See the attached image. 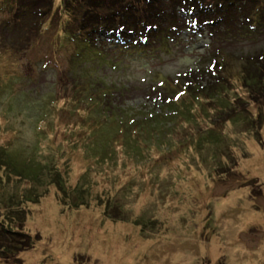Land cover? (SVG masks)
Here are the masks:
<instances>
[{
    "label": "rangeland",
    "instance_id": "obj_1",
    "mask_svg": "<svg viewBox=\"0 0 264 264\" xmlns=\"http://www.w3.org/2000/svg\"><path fill=\"white\" fill-rule=\"evenodd\" d=\"M181 11L188 30L178 37L177 46L173 43L171 52L152 50L142 56L131 48L132 61L125 44L119 43L123 35L94 38L110 58L124 60L122 69L105 66L100 75L109 82L120 78L142 87L131 89L127 105L157 106L159 94L144 90L149 70L176 75L203 61L205 66L215 52L209 31L198 29L193 15ZM4 37L8 45L4 50L0 47V92L6 88L0 93V142L39 163L57 159L69 190L66 196L46 180L36 185L17 179L1 189L21 193L36 185L43 196L39 203L25 205L30 210L26 231L41 238L34 249L20 255L23 264H264V99L254 102L240 77L242 55L264 49V35L228 39L218 52L223 63L217 76L232 102L226 111L231 116L240 111L242 119L229 120L218 111L222 107L206 101L191 122L184 119L163 134L155 131L154 136H162L160 145L156 138L146 137L145 160L129 154L124 138L133 130L125 127L114 141L117 162L95 161L98 154L86 143L97 129L95 112L71 84L75 68L83 76L98 77L89 50L75 43L56 46L49 31L35 46L18 44L17 48H29L17 54L12 49L14 37ZM152 42L151 33L144 49ZM38 80L43 88L51 85L49 90L23 95L21 89ZM88 83L79 80L85 90ZM101 125L95 135L103 127L117 133L114 125ZM210 127L220 133L209 131L206 140L210 141L197 147L199 133ZM219 137L224 142L217 148L211 140ZM84 180L85 194L78 196L74 187ZM78 197L86 201L84 206L76 207L81 204Z\"/></svg>",
    "mask_w": 264,
    "mask_h": 264
},
{
    "label": "trees",
    "instance_id": "obj_2",
    "mask_svg": "<svg viewBox=\"0 0 264 264\" xmlns=\"http://www.w3.org/2000/svg\"><path fill=\"white\" fill-rule=\"evenodd\" d=\"M55 2L56 0H0V47L4 50L8 45L4 36H12L11 39L14 37L16 42L12 49L17 54L24 53L29 47L20 49L17 48L18 44L35 46L51 31L56 42L54 45L75 43L89 50L88 57L94 63L98 77L83 76L75 68L71 70V84L74 91L83 95L90 103L95 112L97 129L102 128L101 122H106L114 125L117 131L109 133V127H103L104 131L100 135H95L97 129L92 132L91 139L86 143L92 153L98 154L94 156L96 162H117V143L114 141L124 133L125 127L133 130H128L124 138L129 154L137 160H145L143 149L146 143L142 141L146 137L149 141L156 138V144L160 145L162 136H154L155 131L163 134L169 127L184 119L191 122L197 108L205 109L202 105L206 101L222 107L218 111L224 117H229V120L237 121V118L240 120L244 117L240 111L232 116L226 111L231 108L232 102L226 99L228 89L220 83L221 78L217 76L216 69L223 63H220L218 52L224 50V43L228 39H240L239 36L261 38L264 35V0H170L168 4L162 0H62L60 5ZM182 9L184 13L193 15L195 20L192 23L198 29L209 31L216 43L215 52L209 55L205 66L203 61L196 64L195 68L184 69L176 75L165 76L157 72V69L149 70L150 78H145L148 84L144 90L149 95L154 92L159 94L157 106L139 108L127 105V95L131 89L140 90L142 87L129 81L122 82L120 78L109 82L105 79L107 76L100 75L99 70L105 66L122 69L124 60L110 58V54L105 53V50L102 52L96 46L94 38L123 35L119 43L125 44L127 58L132 61L135 57L128 52L131 48L142 56L152 50L164 49L171 52L173 43L177 46L178 37L188 30V25L186 27V22L180 17ZM222 28L224 35L220 31ZM151 33L154 45L145 50L150 43ZM157 43L161 46L154 48ZM94 49L97 52H93ZM18 56L24 60L22 55ZM242 61L241 83L249 90L252 100L259 103L264 99V49L243 54ZM29 64L31 68L35 67L33 61ZM64 77L70 81L66 75ZM82 79L85 84L89 82L86 90L79 84ZM38 82L39 80L36 83L30 82L32 87L21 89L23 95L33 97L51 87L46 85L43 88ZM79 129L86 131L81 127ZM211 130L220 133L214 127L203 129L198 138L201 145L197 147L201 148L210 141L206 137ZM83 132H78L81 137L84 136ZM211 141L217 148L224 142L222 137ZM16 152L6 143L0 142V264H23L20 255L34 249L40 241L39 235L33 236L26 231L30 210L25 205L37 204L43 197L37 192L36 185L46 180L48 184L55 185L59 192L69 196L67 178L59 170L57 159L39 163L33 157L25 155V152ZM13 179L30 180L36 185L21 193L11 189L8 193L2 192L1 189ZM85 185L84 180V183L74 187L78 196L85 194ZM78 198L81 204L76 207L84 206L86 201H82V197Z\"/></svg>",
    "mask_w": 264,
    "mask_h": 264
}]
</instances>
